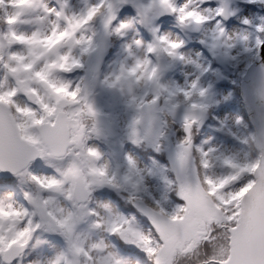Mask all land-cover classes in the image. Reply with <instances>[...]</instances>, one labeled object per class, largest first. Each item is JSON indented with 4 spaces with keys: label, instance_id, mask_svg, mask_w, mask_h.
Segmentation results:
<instances>
[{
    "label": "snow or ice",
    "instance_id": "1",
    "mask_svg": "<svg viewBox=\"0 0 264 264\" xmlns=\"http://www.w3.org/2000/svg\"><path fill=\"white\" fill-rule=\"evenodd\" d=\"M247 2L264 6V0ZM127 3L83 0V7L73 9L69 0L55 4L0 0L17 9L15 17L4 18L9 30L0 34L9 49L5 54V45L0 44V74L15 81L12 87L0 85V187L13 178L30 185L23 193L26 203H17L9 193L0 195V264H16L25 250L41 243L44 234L59 236L63 246L43 264H127L105 239L91 241L85 230L118 237L146 255L150 264H178L180 257L198 256L205 247L209 251L201 264H264V118L242 141L249 159L242 163L234 156L224 157L228 174L208 176L216 150L197 145L194 130L210 107L211 86L203 85L199 75L184 85L164 80L166 69L177 64L201 73L207 69L181 51L182 39L159 27H152L148 43L139 38L129 41L135 21L119 20L117 12ZM135 6L142 22L152 24L171 15L182 28L203 30L201 43L232 60L240 54L254 56L264 48V16L244 17L241 23L246 27L239 32L224 26L236 14L229 0H217L214 7L210 0H141ZM33 11L37 29L18 33L15 25ZM97 22L104 43L111 36L125 40L126 61L131 59L100 81L129 96L127 107L134 115L126 125L127 140L160 150L168 119L158 113L167 112L172 123L178 121L182 127L183 136L172 147L170 169L141 167L131 154H125L123 165L116 168L102 162L104 152L98 142L108 135L100 126L101 113L93 98L97 77L90 79L87 62L100 48ZM23 47L28 49L26 56L17 51ZM64 48L69 51L62 54ZM72 49L80 55L72 56ZM162 59H167L166 66ZM77 70L84 72L78 81L57 78ZM30 82L46 89L54 102L44 103ZM58 91L65 96H58ZM18 97L32 99L21 104ZM258 98L264 104V80ZM85 116L91 124L83 123ZM44 167L53 173L36 171ZM149 176L168 186L163 199L143 195ZM105 188L124 196L142 214L147 230L135 216L97 202L95 193ZM241 192L244 195L237 199ZM173 197L180 202L174 203Z\"/></svg>",
    "mask_w": 264,
    "mask_h": 264
},
{
    "label": "rangeland",
    "instance_id": "2",
    "mask_svg": "<svg viewBox=\"0 0 264 264\" xmlns=\"http://www.w3.org/2000/svg\"><path fill=\"white\" fill-rule=\"evenodd\" d=\"M9 2H11V0H9ZM16 2L19 3L20 0H16ZM55 2L56 0H49L50 4H55ZM69 2L73 9L83 7V0H69ZM105 2H110V0H105ZM140 2L141 0H134V4L131 7L124 8V6H119L117 9L119 20L135 21L134 28L128 33L127 39L131 41L132 39L139 38L145 43H148L152 40V27H159L162 32L170 33L173 37L182 39L184 41V47L181 51L186 56L196 60L203 68L207 69V71L201 73L193 66L177 64L173 67H168L167 72L164 73V80L170 85H184L186 81H190L199 75L203 85L211 86L208 101L210 107L200 126L194 130V142L205 149L211 147L216 150V153L210 157L212 166L207 170V175L213 178L225 176L228 174L229 170L225 168L222 163L224 157L234 156L242 163L249 159L248 149L242 141L247 136L248 131L252 128L246 121L244 106L240 99V87L247 69L254 62L256 56L260 53V50L254 56L244 54L237 55L239 50H234L232 55H237V59L235 60L226 58L219 53H213L205 43H201L204 39L203 30L198 34H192L182 28L177 23L174 16H160L156 18L152 24L140 21L137 17V8L135 6ZM210 2L211 6L214 7L217 0H210ZM231 7L236 14L231 16L229 21H224V26L229 32H239L244 30L246 26L241 23L244 17L257 18L264 16L263 6L259 4H249L247 0H233ZM123 9H130L131 12H124L125 10ZM16 12V8L0 4V34L9 30V26L3 23L4 18L7 16L15 17ZM36 15V11H33L29 15L22 16L20 18L21 22L15 25L16 31L20 34L26 35L35 31L38 27L34 22ZM96 27L97 29H100V34L96 37V43L98 44L102 33L99 22H97ZM210 27L211 25L205 26V28ZM125 42V40L117 36L110 37V50L108 56L100 73L95 75L97 77L93 97L95 106L101 115L107 116L116 126L117 133L114 140L107 139L106 141L102 140L98 142L99 147L104 152V160L102 162L110 163L112 168H116L118 165H123L125 154H131L141 167L153 168L154 170L163 168L170 169L172 166V147L183 136V130L180 123L177 121L173 124L172 118L168 116L167 112H164L163 114L158 113L157 115L161 116L162 119H168V129L166 131L162 130L165 138L161 142L164 146L160 150H157L153 145L144 143L145 146L149 148V151L146 153H137L133 150L134 144L130 143L126 138V125L134 115L133 110L127 107L129 96H122L118 90L109 89L100 83V81H103L106 76H111L117 73L120 70L122 63H131L130 58L126 61L128 54L124 52L123 45ZM0 44L5 45L3 51L6 54L9 49L7 47V41L3 40L2 36H0ZM17 51H19L21 55L26 56L28 54V49L26 47L19 48ZM68 51V48L61 50L62 54ZM71 55L79 56L80 54L77 49H72ZM164 61L168 64L167 59H164ZM87 62L89 64V75L91 79V76L94 75L96 65L95 52L87 59ZM83 75V71L77 70L69 74H58L57 78L75 82ZM30 83L33 88L38 90L39 97L44 103L54 102V98L50 97L46 89L39 87V85L34 82ZM0 85H3L5 88L12 87L15 85V81L7 79L5 75L0 74ZM135 91L137 94H141L140 88L135 89ZM103 93L104 95L102 97L101 94ZM57 95L64 97L65 93L63 91H58ZM31 99L32 98L18 97L17 102L25 104L30 102ZM242 115H244V118ZM83 123L91 124V120L85 116ZM157 154H159L160 157H157ZM195 163L198 165L199 157H196ZM36 171L42 174L53 173V170L47 167L38 168ZM168 174L170 176L172 175L170 171ZM17 184L20 186L18 194L13 193L11 190L12 187L5 184L3 187H0V195L9 193L11 194L12 199L17 203H26L23 193L29 189L30 185L22 183ZM146 188L148 193L147 197L151 196L157 199H163L169 191V188L165 183H163L158 177L152 176L148 177ZM106 191L110 192V194L107 195L108 193H106ZM114 194L117 195V201L122 202L123 205L126 206V202H129L121 194L107 188L97 190L95 197L97 202L109 204L114 212H119L120 214L128 216V213L125 214L120 209V206L116 203L117 201H113L110 197ZM243 195L244 192L239 193L237 199ZM173 201L174 203L180 202L174 197ZM133 210L137 222L147 230V224L142 214L136 208ZM85 234L91 241L100 238L105 239V241L113 247V250L117 251L125 258L127 264H144L138 259L140 256L146 260L147 264L150 263L146 255L142 254L133 246L125 244L123 241L122 242L126 247L132 248L139 253V255H136L138 257L130 252L122 253L119 251L111 237L104 233L88 232L85 230ZM40 240L41 243L36 244L35 247L28 248L26 255L19 258L16 264H35L37 261H40L41 264H43V261L48 256L59 251L63 246L62 239L59 236L52 234H44L40 236ZM208 251L209 250L205 247V249L202 248L199 251L198 256L180 257L178 259V264H201L202 259Z\"/></svg>",
    "mask_w": 264,
    "mask_h": 264
},
{
    "label": "water",
    "instance_id": "3",
    "mask_svg": "<svg viewBox=\"0 0 264 264\" xmlns=\"http://www.w3.org/2000/svg\"><path fill=\"white\" fill-rule=\"evenodd\" d=\"M229 3L233 4V0H229ZM134 4V0H129V3L122 6L130 7ZM264 12V6H263ZM230 19V17H229ZM228 19V20H229ZM186 31L192 34H198L200 31H195L192 29H186ZM109 38H107L106 44L104 43L103 31L99 38L100 48L95 52L96 65L94 70V75H97L102 70L104 63L106 61L107 55L110 50ZM161 64L166 66L164 59L161 60ZM168 68L165 72H167ZM264 80V48L260 49V53L256 56L255 61L247 69L243 81L240 87V99L244 106L246 120L253 127L254 124L259 122L264 118V104H261L258 98L259 85L261 81ZM104 93L101 94L103 97ZM100 126L104 129L105 133L108 135L109 140H114L116 138V126L108 119L107 116H100ZM26 252V250H25Z\"/></svg>",
    "mask_w": 264,
    "mask_h": 264
},
{
    "label": "trees",
    "instance_id": "4",
    "mask_svg": "<svg viewBox=\"0 0 264 264\" xmlns=\"http://www.w3.org/2000/svg\"><path fill=\"white\" fill-rule=\"evenodd\" d=\"M123 10H125V9H123ZM124 12H127V13H129V12H131L130 11V9H127V10H125ZM123 12V13H124ZM242 112H243V109H242ZM242 117L244 118V115H242ZM135 152H137V153H146L147 151H149V148H147L146 146H145V144L144 143H142V144H134V149H133ZM137 155H139V154H137ZM157 157H160V155L159 154H157ZM159 161H161V160H159ZM16 183H21V182H19L18 180H16L15 178H13L11 181H10V183H9V185L10 186H12V187H15L14 186V184H16ZM23 184V183H22ZM19 191V189H17L16 190V192H18ZM104 193V192H103ZM106 193H108L107 195H109L110 194V192H108V191H106ZM143 195L145 196V197H147V195H148V193H147V191L145 192V193H143ZM112 199H113V201H117V195H111L110 196ZM151 197V196H150ZM148 198V197H147ZM119 206H120V209L126 214V213H128L129 215L128 216H135L133 213V209H135V207L130 203V202H126V206L125 205H123L122 204V202H116ZM111 237V239H112V241L114 242V244H115V246L118 248V250L119 251H121L122 253H128V252H130V253H133L135 256L136 255H139V253L138 252H136L135 250H133L132 248H129V247H126L125 246V244L122 242V240H120L118 237H116V236H110ZM136 257H138V256H136ZM138 259L142 262V263H144V264H147L146 263V260L145 259H143L141 256L140 257H138ZM150 264V263H149Z\"/></svg>",
    "mask_w": 264,
    "mask_h": 264
}]
</instances>
